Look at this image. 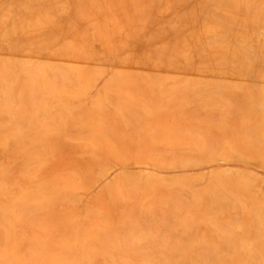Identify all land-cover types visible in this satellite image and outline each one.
Instances as JSON below:
<instances>
[{
	"label": "rangeland",
	"instance_id": "1",
	"mask_svg": "<svg viewBox=\"0 0 264 264\" xmlns=\"http://www.w3.org/2000/svg\"><path fill=\"white\" fill-rule=\"evenodd\" d=\"M0 264H264V0H0Z\"/></svg>",
	"mask_w": 264,
	"mask_h": 264
},
{
	"label": "crops",
	"instance_id": "2",
	"mask_svg": "<svg viewBox=\"0 0 264 264\" xmlns=\"http://www.w3.org/2000/svg\"><path fill=\"white\" fill-rule=\"evenodd\" d=\"M126 161H128V160H126Z\"/></svg>",
	"mask_w": 264,
	"mask_h": 264
}]
</instances>
